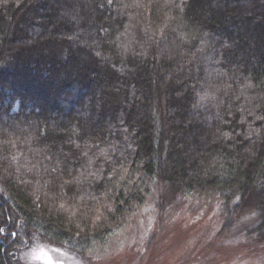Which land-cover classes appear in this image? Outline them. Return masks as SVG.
I'll return each instance as SVG.
<instances>
[{
	"label": "trees",
	"instance_id": "1",
	"mask_svg": "<svg viewBox=\"0 0 264 264\" xmlns=\"http://www.w3.org/2000/svg\"><path fill=\"white\" fill-rule=\"evenodd\" d=\"M154 188L264 241V0H0V263L98 249Z\"/></svg>",
	"mask_w": 264,
	"mask_h": 264
},
{
	"label": "rangeland",
	"instance_id": "2",
	"mask_svg": "<svg viewBox=\"0 0 264 264\" xmlns=\"http://www.w3.org/2000/svg\"><path fill=\"white\" fill-rule=\"evenodd\" d=\"M158 194L154 188V198L147 195L98 249L83 254L38 239L28 245L23 238L12 251L15 260L17 264H264V241L250 236L249 227L244 230L250 223L244 211L232 218L214 198L162 199Z\"/></svg>",
	"mask_w": 264,
	"mask_h": 264
}]
</instances>
